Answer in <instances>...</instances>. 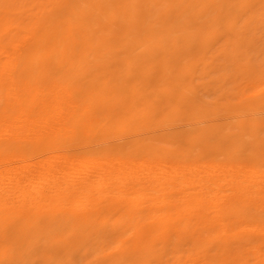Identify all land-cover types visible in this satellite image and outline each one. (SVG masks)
I'll use <instances>...</instances> for the list:
<instances>
[{
	"label": "bare ground",
	"instance_id": "obj_1",
	"mask_svg": "<svg viewBox=\"0 0 264 264\" xmlns=\"http://www.w3.org/2000/svg\"><path fill=\"white\" fill-rule=\"evenodd\" d=\"M0 264H264V0H0Z\"/></svg>",
	"mask_w": 264,
	"mask_h": 264
}]
</instances>
